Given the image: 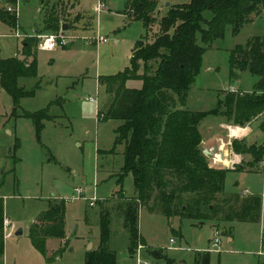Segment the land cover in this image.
<instances>
[{
	"label": "rangeland",
	"instance_id": "1",
	"mask_svg": "<svg viewBox=\"0 0 264 264\" xmlns=\"http://www.w3.org/2000/svg\"><path fill=\"white\" fill-rule=\"evenodd\" d=\"M102 1L105 8L97 17L93 12L97 0H20L17 28L0 22L1 59L22 58V42L16 38V30L20 35L24 32L28 35L63 34L68 43L50 52L32 47L33 56L27 61L35 59L37 75L20 78L17 83L32 95L21 98L15 109L11 97L0 88V199L4 219L10 221L15 231L21 229L23 232L22 236L4 239L6 256L4 252L0 264H31L26 252L30 242L26 229L55 202L53 199L58 203L62 201L65 206V238L46 241L47 259L36 254L42 264H84L89 247L90 250L98 248L103 216L109 231L107 249L115 253V264H136L130 253V234L125 225L126 204L135 196V188L131 175L122 183L118 181L123 166V147L114 145V131L122 122L103 119L113 95L107 94L99 81L128 66L134 42L145 36V29L133 18L130 8L134 0ZM151 1L157 4L153 14L157 21L172 6L189 2ZM0 5L5 6L6 0H0ZM43 7L47 16L57 19L60 25L68 23L70 29L46 32ZM205 16L209 19L211 15L205 13ZM154 19L152 32L147 37L149 43L158 31ZM97 36L107 38V43L91 42ZM257 37L264 40V13L237 33L225 27L224 37L214 41L203 56L201 71L188 94L190 110L214 109L221 94L252 92L257 77L239 71L230 75L228 58L235 47L244 46ZM151 65L156 66L154 62ZM126 87L138 89L141 82H128ZM41 110H47L53 120L44 122L37 135L33 121L22 115ZM219 120L207 116L198 129L205 136L208 127L218 130ZM223 120L229 127H248L246 143L264 147V116L261 113L243 125ZM227 140L231 148L233 140L242 139ZM228 153L230 155V151ZM240 156V161L223 169L230 171L224 191L240 194L244 189H253L261 194L259 221L229 224L197 220L192 206L187 210L193 211L180 210L183 205H189L186 197L174 203L170 217L159 209H148L149 203L137 210L138 235L144 242L141 264H168V260L170 264H196L204 258L208 264H264V170L261 162L253 164L249 154ZM205 157L209 166L216 168L209 156ZM94 197L96 201L90 206L89 200ZM222 199L223 196H217L213 205ZM202 212L206 213L207 209ZM215 230L221 233L217 253L211 251ZM156 250L164 257L156 259L151 254Z\"/></svg>",
	"mask_w": 264,
	"mask_h": 264
},
{
	"label": "trees",
	"instance_id": "2",
	"mask_svg": "<svg viewBox=\"0 0 264 264\" xmlns=\"http://www.w3.org/2000/svg\"><path fill=\"white\" fill-rule=\"evenodd\" d=\"M14 2L6 0V5ZM131 5L133 18L143 24L145 36L134 42L127 67L116 75L100 78L106 93L113 95L103 119L122 122L114 131V145L123 147V166L118 181L122 183L131 175L135 188V196L126 204L125 213L130 253H134L138 244H144L138 235L137 210L149 203L148 209H159L170 217L174 203L186 197L189 205H183L180 210L193 211L187 210L192 206L197 220L229 224L258 222L261 197L225 193V179L230 171L209 166L200 147L202 138L198 127L207 116L223 117L243 125L264 111V40L253 38L244 46L235 47L228 58L230 75L239 71L257 77L251 93L221 94L216 107L207 112L179 107L185 106L201 71L203 56L213 42L224 37L226 26L237 33L264 13V0H189L186 4L172 6L159 21L153 18L157 8L155 1L134 0ZM5 6L0 5V22L16 29L18 15L8 12ZM41 12L45 14L46 32L56 33L61 28L60 22L47 16L44 7ZM205 13H210L209 19ZM153 19L158 31L149 43L147 37L152 32ZM36 43L33 37L23 40L21 59L0 58V88L11 97L13 109L21 98L32 95L17 83L20 78L37 75L35 59L27 61L33 56L32 47H36ZM152 62L156 64L154 68ZM132 81H140L141 87L127 88L126 84ZM22 117L33 121L37 135L44 122L53 120L47 110L26 112ZM231 150L236 155L249 154L253 164L264 160L262 145L256 147L244 140H233ZM220 195L223 199L213 205ZM53 200L55 202L49 204L28 230L31 246L42 257H45L48 239L65 238V206L62 201ZM202 209L207 212L203 213ZM3 219L0 199V258L4 248ZM108 240L107 220L103 216L98 248L86 254L84 264H115V253L107 249ZM151 254L156 259L164 257L158 250ZM196 264H208L207 258Z\"/></svg>",
	"mask_w": 264,
	"mask_h": 264
},
{
	"label": "built area",
	"instance_id": "3",
	"mask_svg": "<svg viewBox=\"0 0 264 264\" xmlns=\"http://www.w3.org/2000/svg\"><path fill=\"white\" fill-rule=\"evenodd\" d=\"M14 4H7L5 7H6V10L8 12H16L17 14V6H18V3L20 0H14ZM104 4H103V1L102 0H97V3L93 6V12L94 14L98 17L102 11L104 10ZM15 36L17 39H20V40H25L27 38H30V37H33L37 40V43H36V48L38 50H41V51H54L56 49V47L58 46H66L68 43L66 42V40L62 37L63 34H50V35H47V34H44V35H41V34H33V35H27V34H22L20 35L19 32L16 30L15 32ZM91 42L93 43H98V44H105L107 43V38L105 37H102V36H97L96 38L92 39ZM230 92H234L233 89H230L229 90ZM261 116L263 117L264 116V111L261 113ZM263 124H264V120H263ZM226 130L228 131V134H229V138H240L243 133H244V130L243 128H240V127H226ZM208 156L210 157V152H208ZM210 160H211V164L212 165H215V163L219 160H216L215 158H211L210 157ZM261 166H262V169L264 170V160L261 162ZM77 192V190H75ZM247 195V193H243V197H245ZM90 201V206H93L95 201H96V198H92L89 200ZM2 229H3V236H4V239L6 238H9V237H12L13 235H15V228L14 226L10 223V221L5 218L3 220V223H2ZM220 237H221V233L217 230L214 231V239H213V243H212V246H211V251L212 252H219V245H220ZM171 243H173V241L171 240L170 241ZM143 246L141 244H138L136 249L134 250V253H133V258L135 259L136 261V264H141L142 260H141V252L143 250ZM260 254V252H259ZM261 255V254H260ZM264 255V254H263ZM146 264V263H144Z\"/></svg>",
	"mask_w": 264,
	"mask_h": 264
},
{
	"label": "crops",
	"instance_id": "4",
	"mask_svg": "<svg viewBox=\"0 0 264 264\" xmlns=\"http://www.w3.org/2000/svg\"><path fill=\"white\" fill-rule=\"evenodd\" d=\"M64 24L68 25V23H64ZM61 25H63V24H61ZM39 32H41V31H39ZM24 34H27L28 35V33H26V32H24ZM38 34H41V33H38ZM41 35H44V34H41ZM21 42H23V40H21ZM114 42L115 43H118L119 41L118 40H115ZM209 69L210 68H208V70ZM99 84H100V81H99ZM190 91H191V89H190ZM190 91H189V94H190ZM188 98H189V95H188ZM188 98H187V102H186L185 106L184 107H179L180 109H185L187 111H192V110H190V108H188V105H187L188 104ZM192 112H197V111H192ZM218 118L220 119L218 121V130L215 129L213 126L208 127L205 136H203L202 133H201V131H199L200 134H201V138H202L200 147H201V150H204L203 153H207V156H208L209 155L208 152H210V157L211 158L213 157L216 160H220L221 157H222V155H223V152H226V156H224V160H223L224 163L222 165H215L216 168L214 167L215 169H222L223 170V169H226L229 166H232L233 164H236L238 161H240L241 156L240 155H236V154H234L231 151V148L229 147V143H228L229 140H227V138H229V136H228V132L226 130V127H228L229 125H228V123H226L223 120V118H221V117H218ZM199 126H200V124H199ZM243 130H244V133L240 137V139H242V140L245 141V139L248 136L250 130H249L248 127L243 128ZM229 151H230V155L228 153ZM122 152H123V149H122ZM122 152H121V154H122ZM210 157L208 158L209 160H210ZM241 173L243 175L244 174H247V173H243V172H241ZM253 173L258 174L260 172H253ZM253 173H249V174H253ZM248 191H252V192H248ZM243 193H247V195H259L261 197V194H257L255 192V190H253V189H251V190H245L244 189L240 193V196L243 197ZM230 194H232V193H230ZM261 199H262V197H261ZM35 222H36V220H35ZM32 224H30L28 226V228L26 229V231H27L26 237L27 238H28V230H29V227ZM22 234H23V232H22ZM20 236H22V235H20ZM16 237H18V236H16ZM9 238H12V237H9ZM228 241L230 242L231 241V238H228ZM4 243H6V241H4ZM27 245H29V247L27 246V249H26L27 251L26 252H27V255H28V260L31 262V264H42V262L37 259L38 257H37L36 254L38 252H36L34 250V248L31 246V243L29 242V243H27ZM4 252H5V256H6V246H4V248H3V256H4ZM43 258H46L47 259V257H43Z\"/></svg>",
	"mask_w": 264,
	"mask_h": 264
},
{
	"label": "water",
	"instance_id": "5",
	"mask_svg": "<svg viewBox=\"0 0 264 264\" xmlns=\"http://www.w3.org/2000/svg\"><path fill=\"white\" fill-rule=\"evenodd\" d=\"M68 29H70V26L69 25H66V24L61 25V30L62 31H66ZM203 154H204V156H207V153H203ZM223 160H224V155H222L221 159L219 161H217L215 163V165H222L224 163ZM20 235H22V230L21 229H18L15 232V236H20ZM90 249H91V246L89 247V251H91Z\"/></svg>",
	"mask_w": 264,
	"mask_h": 264
},
{
	"label": "bare ground",
	"instance_id": "6",
	"mask_svg": "<svg viewBox=\"0 0 264 264\" xmlns=\"http://www.w3.org/2000/svg\"><path fill=\"white\" fill-rule=\"evenodd\" d=\"M223 155L226 156V152H223Z\"/></svg>",
	"mask_w": 264,
	"mask_h": 264
}]
</instances>
